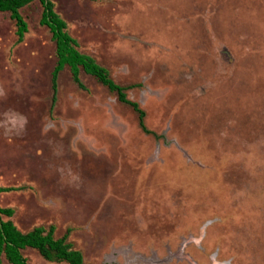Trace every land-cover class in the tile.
I'll return each instance as SVG.
<instances>
[{"label":"rangeland","instance_id":"1","mask_svg":"<svg viewBox=\"0 0 264 264\" xmlns=\"http://www.w3.org/2000/svg\"><path fill=\"white\" fill-rule=\"evenodd\" d=\"M145 113L66 66L42 4L0 12V207L84 264H264V0H49ZM6 220V218H3ZM28 264L45 261L22 251ZM1 264H9L1 257Z\"/></svg>","mask_w":264,"mask_h":264},{"label":"trees","instance_id":"2","mask_svg":"<svg viewBox=\"0 0 264 264\" xmlns=\"http://www.w3.org/2000/svg\"><path fill=\"white\" fill-rule=\"evenodd\" d=\"M33 0H0V12L8 13L11 20L15 22L17 41L23 40L27 32V24L23 20L20 9ZM42 4V13L39 24L46 26L51 38L55 43L56 65L51 74L52 103L51 110L56 101L57 76L58 73L68 67L72 81L79 87L83 85L79 79V72L95 78L110 92L115 93L120 103L130 106L137 113L138 125L146 134H156L149 131L144 124L145 113L136 102L128 100L126 90L136 87H128L117 84L109 74V71L101 66L92 56L83 53L79 49V43L73 38L65 21L54 11V5L49 0H39ZM11 188L0 187V193L11 191ZM12 208L0 207V264L3 256L9 264H28L22 251L29 248L35 250L45 261L50 263L84 264L83 256L79 250L74 249L71 242L67 241L68 234L61 238H55V227L50 225L35 226L28 231L19 230L9 219L13 216ZM6 218L4 220L3 218Z\"/></svg>","mask_w":264,"mask_h":264}]
</instances>
